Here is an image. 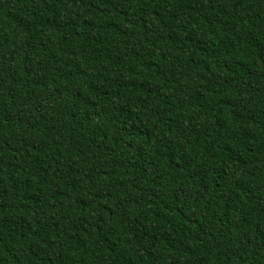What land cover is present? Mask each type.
I'll use <instances>...</instances> for the list:
<instances>
[{
  "label": "trees",
  "instance_id": "16d2710c",
  "mask_svg": "<svg viewBox=\"0 0 264 264\" xmlns=\"http://www.w3.org/2000/svg\"><path fill=\"white\" fill-rule=\"evenodd\" d=\"M0 264H264V0H0Z\"/></svg>",
  "mask_w": 264,
  "mask_h": 264
}]
</instances>
